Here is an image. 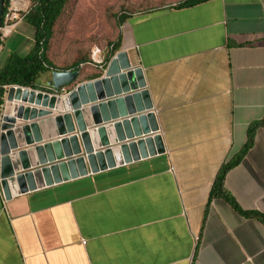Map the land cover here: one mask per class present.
<instances>
[{"label":"crops","instance_id":"obj_1","mask_svg":"<svg viewBox=\"0 0 264 264\" xmlns=\"http://www.w3.org/2000/svg\"><path fill=\"white\" fill-rule=\"evenodd\" d=\"M174 5L133 13L119 49L143 68L165 152L10 200L0 183V264H264V223L210 200L264 116V0ZM225 188L264 215V126Z\"/></svg>","mask_w":264,"mask_h":264},{"label":"water","instance_id":"obj_2","mask_svg":"<svg viewBox=\"0 0 264 264\" xmlns=\"http://www.w3.org/2000/svg\"><path fill=\"white\" fill-rule=\"evenodd\" d=\"M3 8L1 0L0 23ZM79 73L53 70L47 82L52 93L6 89L0 183L7 200L165 152L143 68L132 65L127 51L108 58L102 76L67 89Z\"/></svg>","mask_w":264,"mask_h":264},{"label":"trees","instance_id":"obj_3","mask_svg":"<svg viewBox=\"0 0 264 264\" xmlns=\"http://www.w3.org/2000/svg\"><path fill=\"white\" fill-rule=\"evenodd\" d=\"M30 1L31 8L25 19L34 28V46L28 55L21 56L19 54H13L6 67L0 71V110L4 103V96L6 92L5 86L21 85L24 87L44 90L45 87L42 86L40 81L43 75L52 73V71L55 69L79 70L80 73L76 81L66 87L70 90L74 88L77 83L92 80L103 74V69L92 66L89 63L91 60L90 56L84 57L78 64L72 67H58L49 56V50L51 47L55 26L66 13L70 0ZM207 1L209 0H181L176 3L174 7L184 8ZM9 2L10 0H4L3 15ZM135 12L139 11L129 12L123 9L120 13H117L116 16L118 21L121 24H124ZM120 48L121 39H119L117 42H112L109 49V53L111 55L109 58L116 54ZM103 68H106V65ZM261 126H264V116L262 119L255 121L250 125L248 130V140L243 149L233 159L221 166L211 191L210 200L215 196L223 197L245 216L256 217L264 223V215L241 209L235 199L225 188V178L228 171L233 166L238 164L246 155L248 150L253 146L256 130Z\"/></svg>","mask_w":264,"mask_h":264},{"label":"rangeland","instance_id":"obj_4","mask_svg":"<svg viewBox=\"0 0 264 264\" xmlns=\"http://www.w3.org/2000/svg\"><path fill=\"white\" fill-rule=\"evenodd\" d=\"M179 1L70 0L66 13L55 26L49 56L58 67L75 66L84 57L90 56L89 63L94 66L93 51L97 47L108 58L111 56V43L121 39L122 44L124 24L118 21L117 13L123 9L134 12ZM33 46L34 28L25 19L4 41L0 71L6 67L13 54L28 55Z\"/></svg>","mask_w":264,"mask_h":264},{"label":"built area","instance_id":"obj_5","mask_svg":"<svg viewBox=\"0 0 264 264\" xmlns=\"http://www.w3.org/2000/svg\"><path fill=\"white\" fill-rule=\"evenodd\" d=\"M30 8V0H10L4 15L2 14L0 23V54L4 50L5 39L25 20ZM108 58L104 56L103 51L98 47L93 51V64L99 65L101 68L106 65ZM5 87L7 89L9 86ZM83 241L85 242V240Z\"/></svg>","mask_w":264,"mask_h":264}]
</instances>
